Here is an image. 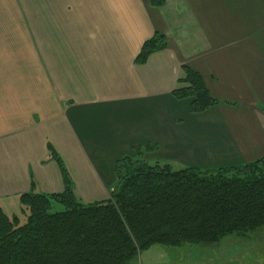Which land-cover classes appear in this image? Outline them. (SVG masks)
<instances>
[{"label": "crops", "instance_id": "obj_1", "mask_svg": "<svg viewBox=\"0 0 264 264\" xmlns=\"http://www.w3.org/2000/svg\"><path fill=\"white\" fill-rule=\"evenodd\" d=\"M152 1L0 0L7 217L25 214L23 194L63 192L49 149L82 204L110 197L125 158L179 171L264 157V0ZM155 34L166 48L136 64ZM184 67L202 77L213 107L190 113L174 97Z\"/></svg>", "mask_w": 264, "mask_h": 264}, {"label": "trees", "instance_id": "obj_2", "mask_svg": "<svg viewBox=\"0 0 264 264\" xmlns=\"http://www.w3.org/2000/svg\"><path fill=\"white\" fill-rule=\"evenodd\" d=\"M165 48V38L155 34L135 63L142 65ZM183 72L174 97L188 100L190 113L213 107L216 101L202 77L187 67ZM49 155L60 169L64 190L21 195L23 224L0 209V264H130L153 246L212 247L225 237L264 227V157L238 166L179 171L125 158L114 165L110 197L82 204L62 162L51 149Z\"/></svg>", "mask_w": 264, "mask_h": 264}, {"label": "rangeland", "instance_id": "obj_3", "mask_svg": "<svg viewBox=\"0 0 264 264\" xmlns=\"http://www.w3.org/2000/svg\"><path fill=\"white\" fill-rule=\"evenodd\" d=\"M184 101L182 104L186 106L187 100ZM13 213L23 224L26 213L20 215L18 207ZM130 264H264V227L243 237H225L218 245L212 247L153 246L141 252Z\"/></svg>", "mask_w": 264, "mask_h": 264}]
</instances>
